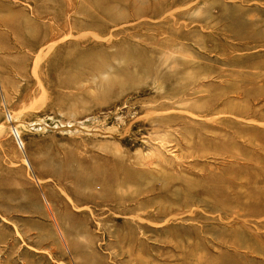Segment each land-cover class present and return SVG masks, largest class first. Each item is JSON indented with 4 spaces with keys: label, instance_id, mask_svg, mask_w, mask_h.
<instances>
[{
    "label": "rangeland",
    "instance_id": "1",
    "mask_svg": "<svg viewBox=\"0 0 264 264\" xmlns=\"http://www.w3.org/2000/svg\"><path fill=\"white\" fill-rule=\"evenodd\" d=\"M0 264H264V0H0Z\"/></svg>",
    "mask_w": 264,
    "mask_h": 264
}]
</instances>
